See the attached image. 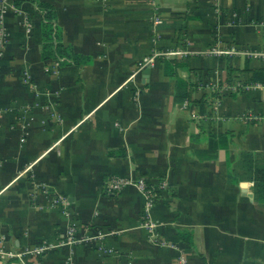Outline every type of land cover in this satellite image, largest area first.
<instances>
[{"label":"crops","instance_id":"0c3cea01","mask_svg":"<svg viewBox=\"0 0 264 264\" xmlns=\"http://www.w3.org/2000/svg\"><path fill=\"white\" fill-rule=\"evenodd\" d=\"M45 4L54 44L84 64L43 58ZM4 11L0 264H264V57L250 54L264 51V0ZM170 50L183 54L146 63ZM115 177L154 186L155 236L144 194L113 192ZM71 227L83 241L64 244Z\"/></svg>","mask_w":264,"mask_h":264},{"label":"built area","instance_id":"2783aa9c","mask_svg":"<svg viewBox=\"0 0 264 264\" xmlns=\"http://www.w3.org/2000/svg\"><path fill=\"white\" fill-rule=\"evenodd\" d=\"M4 0H0V60L4 54V48L8 41V31L5 26L4 21ZM27 26L31 27V25L27 22ZM224 53V52H223ZM183 52L180 50H170V51H163L161 53L153 54L152 56H149L147 59V64L154 65L157 58H166L170 56H178L182 55ZM253 55L263 56L264 57V51L262 52H254L250 53ZM142 67H140V70ZM109 188L114 192H121L128 186H134L136 187L140 192H142L146 198L145 206H144V214H143V227L153 236H155V231L158 229L159 224L155 221L152 214V209L156 203L157 200V194L156 189L148 184V181L146 178H140L137 181H132L126 178L121 177H115L110 180L108 184ZM65 203L63 197L59 196L55 200L56 205H62ZM79 241H83L80 238H77V230L75 227H71L68 231V239L64 244H76ZM162 245L164 246H172V244L163 242ZM52 247V246H50ZM47 245L41 246L36 248L37 253H41L44 250L50 248Z\"/></svg>","mask_w":264,"mask_h":264},{"label":"trees","instance_id":"16d2710c","mask_svg":"<svg viewBox=\"0 0 264 264\" xmlns=\"http://www.w3.org/2000/svg\"><path fill=\"white\" fill-rule=\"evenodd\" d=\"M43 9L46 12L45 13L46 15L44 17L46 22H43V32L45 35V39H47V42L46 44H44V47H43V52H42L43 58L44 59H56L57 57H62V58L66 57L67 59L72 60L73 63L77 66L84 64L85 62L79 61V60L85 59L83 56L75 54L74 52H72L71 48H65L62 44H54L55 39L59 41V39L61 38V32L57 27H56V31L53 28V23H52L53 13L51 12V7L45 4L43 5ZM168 64H169L168 62H164V65L166 66V73L170 75L169 70L171 69V67L168 66ZM66 65H69V64H66ZM260 81L264 82L263 79H260ZM178 83L182 85L180 81H178ZM228 137H229L228 134L222 137L214 136L216 140V145H219L220 147L225 146L224 145L226 144L225 140H227ZM257 179H259L258 180L260 182L258 183L259 185L264 184V178L258 177Z\"/></svg>","mask_w":264,"mask_h":264},{"label":"water","instance_id":"95a60500","mask_svg":"<svg viewBox=\"0 0 264 264\" xmlns=\"http://www.w3.org/2000/svg\"><path fill=\"white\" fill-rule=\"evenodd\" d=\"M146 70H147V71H149V69H148V68H147Z\"/></svg>","mask_w":264,"mask_h":264}]
</instances>
